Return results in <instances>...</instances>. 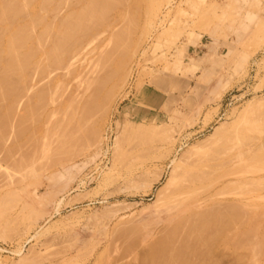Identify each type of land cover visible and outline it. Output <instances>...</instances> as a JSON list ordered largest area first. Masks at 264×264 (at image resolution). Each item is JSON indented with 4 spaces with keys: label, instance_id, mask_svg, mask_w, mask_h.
<instances>
[{
    "label": "rangeland",
    "instance_id": "374dc122",
    "mask_svg": "<svg viewBox=\"0 0 264 264\" xmlns=\"http://www.w3.org/2000/svg\"><path fill=\"white\" fill-rule=\"evenodd\" d=\"M59 1L62 5L60 8L58 3L59 14H53L57 10L56 2L44 10L47 21L52 18L51 22L56 21L57 25L75 8H82L87 0ZM68 1L74 3L68 5ZM124 1L121 2L124 7L117 4L114 13L108 16L109 25L106 22L99 25V29L95 28L91 35L93 38L89 35L77 51L65 58L60 69L59 66L54 68L55 65L48 67L46 54L40 55L39 61L43 56V63L40 61L37 67L43 68L41 64L46 62L44 67H48L49 72L45 71L48 77L42 74L45 80L41 79L38 84L42 75L37 73L39 68L32 67L34 69L29 75L33 76H28L29 82L26 80L27 84H23L27 90L25 94L32 93L16 98V103L19 102L17 107L15 102L11 104L15 103L14 107H10L11 99L0 101L3 109L9 106L12 112L15 110V114L9 111L11 116L20 115L21 120L30 113L26 112L29 106L34 111L33 103L41 101L42 97L36 101L33 93L39 90L43 93L44 89L46 95L40 103L44 104H39L41 108L37 105L41 115L35 111L39 119L38 116L34 119V114L31 116L36 123L33 124L31 118L32 122L28 123L27 116L23 117L26 123L21 121L28 125L22 126V130L25 127L22 134L21 129L14 130L19 123L22 125L21 122L15 124L18 118L10 116L14 120L9 121L14 135L8 123L5 125L8 131L3 132L7 133L6 137L1 136L6 143L2 140L3 148L0 149V264H146L148 256L152 254L150 257H153V252L158 249L163 252L162 243L164 240L167 242L173 225L179 224L178 221L168 224L176 217L168 213L159 199L172 189L169 181L175 164L183 162L182 159L195 151V147L196 151L210 149L219 144L215 145L217 141L224 140L225 143L233 142L230 144L232 150L228 144H224L228 149L223 147L227 152L231 150L229 157L225 151H220L228 157L224 158L227 162L231 160L226 168L237 169L233 170L237 179L235 188L234 184L232 187L234 191L230 190V193L237 188L236 191L242 193L220 196L222 202L218 206L226 205V208L229 205L230 208L229 199L232 198L234 206L237 204L239 208H235L236 214H240L239 220L247 221L239 224L235 232L227 233L232 239H227L228 248L221 245L210 255L207 253L204 263L264 264V250L261 252L264 248V235H261L264 234V167L256 169L260 163L264 166V157L256 155L255 164L251 165V158L258 154L254 151L261 152L264 146V0ZM41 13L45 14L43 10ZM60 14L61 17L66 16L65 19L58 17ZM52 23L54 27L50 29H55ZM41 30L43 27L38 25L35 33ZM45 37L49 39L42 40L43 49L49 48L53 38ZM116 38L123 39L120 43L124 46L119 44L115 47ZM41 46L39 43L34 47L41 50ZM38 74L37 81L35 76ZM101 78H107L104 84ZM48 79L52 80L51 83ZM19 93L21 96L22 91ZM25 98L30 99L27 102ZM24 99L26 102H22ZM22 103L26 105L21 106ZM23 110L25 115H21ZM236 132L242 134L241 137ZM228 136L232 139L227 140ZM242 151L247 152H244L245 160L239 158ZM240 159L242 163H238ZM246 166L259 173H252ZM238 176L243 178L239 180ZM247 179L252 180L246 184ZM253 181L257 183L254 185ZM255 186H259V190H254ZM248 187L254 191L249 192ZM249 198L250 201H246ZM191 220L185 221L184 218V223L190 225ZM246 223L250 228L256 223L259 225L250 229L248 225L245 227ZM244 228L250 229V233H243ZM172 230L177 231L174 227ZM181 230L179 228L178 231L184 232L183 237L171 232L175 239H169L163 252H168L169 256L166 254L167 257L164 255L162 259V254V257L155 258L157 261L161 258V262L166 258L167 261L160 264H173L170 263L172 253L177 255L179 246L189 253L191 245L195 253L187 255L192 253L191 257L196 262L194 256L198 254L200 243L186 240L184 236L189 230ZM253 230L256 236H253ZM242 233L245 237L251 235L250 242L249 238L241 237L244 236ZM237 235L243 238L237 239L247 241L239 240L247 247L237 243L239 241L234 238ZM252 236L254 241H251ZM231 243L238 244L235 250ZM249 246L253 250H248ZM256 247L259 251H254ZM153 248L158 249L153 251ZM182 248L179 251L183 253ZM200 250L203 251L202 248ZM182 253L178 252L179 256ZM187 255L184 253L185 257ZM255 256L258 257L257 262L254 261ZM143 257L148 258L143 260ZM156 260L151 261L158 264Z\"/></svg>",
    "mask_w": 264,
    "mask_h": 264
},
{
    "label": "bare ground",
    "instance_id": "6f19581e",
    "mask_svg": "<svg viewBox=\"0 0 264 264\" xmlns=\"http://www.w3.org/2000/svg\"><path fill=\"white\" fill-rule=\"evenodd\" d=\"M73 1H76V0H73ZM84 1V0H83ZM120 1V3H118ZM152 1H154V0H152ZM56 2V3H55ZM122 0H87V1H85V5H84V2H83V7L82 6H80V7H82V8H79V10H76L77 8H75V10H73L72 12H71V14H69L68 12H66V13H68L69 15V18H68V16L66 17V16H64V17H66V19L64 18V17H61L62 15L60 14V16H58V17H61V18H64L65 20H63L62 19V22H58V25H57V23H55V22H53L54 24H55V29H52L54 26L53 25H51V21H53L52 20V18L50 19V21H47V18H46V12L44 11L46 8L48 9L49 8V6H52V5H54V3H55V9H57L56 10V12L58 11L59 12V10H58V8L60 7H57L58 6V3L61 5V3H60V1L59 0H0V101L1 100H5V102L7 101V100H9V99H11L12 101H10V107L11 106H13L14 107V104L16 103V98H18V97H24L25 95H27V94H25V93H27V90H25L24 88H23V86L24 85H26L27 83H26V80L29 78L28 76H31V75H29V72H30V70L31 69H34V68H32V67H36V68H39V67H37V65L39 66L40 64H38L40 61L43 63V60H42V58H44L43 56L41 57V60L39 61V58H40V55H42V54H46V56H45V60L48 62V67H50V68H53L54 67V65H55V67L54 68H56V66H59V69H60V64L62 65V64H64L63 63V61L65 60V58H67L68 59V57H69V54L72 52L73 53V51L75 50V51H77V48L78 47H80V45H81V43L85 40V39H87L88 38V36L90 35H92L93 36V34L94 33H92L93 32V30L96 28V30H97V28L99 29V25H103V24H105L107 21H109L107 18H108V16L110 15V13L112 12V13H114L113 12V9L115 8V7H117L118 5L117 4H119V6L121 7L122 6ZM123 2L125 3V1L123 0ZM70 3H74V2H69L68 1V5H70ZM78 3V2H77ZM123 3V4H124ZM152 3V2H151ZM121 4V5H120ZM133 4V3H132ZM67 5V6H68ZM73 5H76V3L75 4H73ZM54 6H53V8H54ZM64 7H66V5L64 6ZM68 7H70V6H68ZM75 7V6H74ZM122 7H124V6H122ZM27 8H28V10H27ZM53 8L51 9V10H53ZM60 8H62V5H61V7ZM59 8V9H60ZM67 8V7H66ZM137 8V7H136ZM47 9H46V11H47ZM54 9V10H55ZM29 10H31V11H29ZM42 10H43V12L45 13V14H42L41 12H42ZM53 10V11H54ZM65 10V9H64ZM128 10V9H127ZM133 10V9H132ZM140 10V9H139ZM53 11H52V13H53ZM135 11H137L136 9H135ZM55 12V13H56ZM53 13L54 15H57V14H59V13ZM48 13H50V14H52L51 12H48ZM48 13H47V15H48ZM135 13V12H134ZM130 14V13H129ZM67 15V14H66ZM111 16H113V15H111ZM52 17H53V15H52ZM55 17V16H54ZM110 17V16H109ZM49 18V17H48ZM135 18V17H134ZM58 20H61L60 18L58 19ZM133 21V20H132ZM137 21V20H136ZM135 21V22H136ZM49 22H51V23H49ZM52 23V24H53ZM110 23V22H109ZM112 23V22H111ZM50 24V25H49ZM42 26L43 27V30H41L39 33H35V28H36V26ZM96 25H98V27L96 26ZM106 25H109L108 24V22H107V24ZM51 26H53L51 29H50V27ZM101 27H103V26H101ZM107 28H108V26H107ZM106 28V29H107ZM53 30V31H52ZM105 30V29H104ZM103 30V31H104ZM94 32H96V31H94ZM123 33V32H122ZM121 33V34H122ZM96 34V33H95ZM121 34H119V35H121ZM45 36H50V38L51 37H53V38H51V45H48V47L49 48H47V49H43L42 47L43 46H41V43L43 44V42H45V39H47L48 37H45ZM91 36V37H92ZM116 37H118L117 35H116ZM120 37V36H119ZM118 37V38H119ZM93 38V37H92ZM44 39V41L42 42V40ZM49 39V38H48ZM115 39V38H114ZM117 39V38H116ZM120 39V38H119ZM118 40V39H117ZM122 40L123 39H121V41L120 40H118L117 41V43H116V41H115V47H117L116 45H118L119 46V44H121L120 42H122ZM48 41H46V43H47ZM124 42V41H123ZM39 43H40V46H41V48L43 49H41L40 50V48H37V50H36V47H34L36 44H38L39 45ZM84 43V42H83ZM82 43V44H83ZM125 43V42H124ZM47 44H50L49 42L47 43ZM47 44L45 45V48H46V46H47ZM122 46H124V44L122 43L121 44ZM120 45V46H121ZM121 46V47H122ZM39 47V46H38ZM81 50V49H80ZM74 51V52H75ZM71 56V55H70ZM66 59V60H67ZM49 60H50V62H49ZM68 61V60H67ZM44 63V64H45ZM44 64H41L42 65V67L43 68H39L38 70L39 71H37V73L39 72V74H43V75H45V77L47 76V74H45V71H47L48 69V67H44ZM49 64H50V66H49ZM52 64V65H51ZM121 64H123V63H121ZM35 65V66H34ZM53 66V67H52ZM64 67H65V65H63ZM74 66V65H73ZM58 68V67H57ZM41 69H43V70H41ZM45 69V70H44ZM58 69V70H59ZM63 69V68H62ZM61 69V70H62ZM35 71V70H34ZM40 71H42V72H40ZM55 71V70H54ZM47 72H49V70L47 71ZM56 72H58V71H56ZM73 72V71H72ZM31 73H33V72H31ZM30 73V74H31ZM36 75L35 77H37V78H35V79H37V81H38V77H40V75ZM68 74V73H67ZM73 74V73H72ZM43 75L41 76V77H43ZM33 76V75H32ZM31 76V77H32ZM52 76H54V75H52ZM70 76V75H69ZM30 77V78H31ZM40 77V79H39V83L38 84H40V80L41 79H44L45 77H43V78H41ZM48 77V76H47ZM76 77V76H75ZM77 78V77H76ZM52 79V78H51ZM104 79L105 78H103V80H102V78L100 79V80H102L101 81V83L104 81ZM107 79V78H106ZM105 79V80H106ZM28 80H30V79H28ZM27 80V81H28ZM45 80V79H44ZM47 81H49V79L47 80ZM50 81H52V80H50ZM49 81V82H50ZM29 82V81H28ZM30 82H32V79H31V81ZM34 82V81H33ZM42 82H43V80H42ZM45 82V81H44ZM105 82V81H104ZM104 82H103V84H104ZM24 83H26V84H24ZM51 83V82H50ZM98 83H99V81H98ZM24 84V85H23ZM28 85H30V83L28 84ZM36 85V84H35ZM50 85V84H49ZM100 86H102V84H100ZM104 86V85H103ZM36 87V86H35ZM34 87V88H35ZM38 87V86H37ZM42 87V86H41ZM22 88V89H21ZM27 88H29L28 86H27ZM44 88V87H43ZM46 88H47V86H46ZM101 88V87H100ZM23 89H24V91H26V92H24L23 91ZM33 89V88H32ZM36 89V88H35ZM34 89V90H35ZM38 89H39V87H38ZM48 89V88H47ZM29 90V89H28ZM20 91H22V93H24V94H22L21 93V96H20ZM30 91H33V90H30ZM38 91V90H37ZM43 91V93L42 92H40V90L38 91V92H40L39 93V95L35 92V93H33L36 97H37V99H36V101L38 100V98H40V97H42L41 98V101H42V99H44V97L46 96L45 94H44V89L42 90ZM49 91V90H48ZM32 92H30V94H31ZM47 93V92H46ZM19 94V95H18ZM30 94H29V92H28V95L27 96H30ZM40 94H42V95H40ZM22 95H24V96H22ZM47 95H48V93H47ZM34 97V96H33ZM33 97H31V98H33ZM14 99V100H13ZM26 99V98H25ZM25 99H24V101H22V102H28V99H30V98H27L26 99V101H25ZM21 100H23V99H21ZM32 100V99H31ZM40 100V99H39ZM19 101V100H18ZM41 101H38V102H36V104H34L33 103V107H35V108H33L34 109V111L32 110H30V106H29V110L27 109L26 110V112L28 111V112H30L29 114H27V115H25V113H24V111L25 110H23V113H21V115H25V116H27V117H25V116H23V117H25V118H27L26 119V121L29 123H31L32 121H33V124L34 123H36V122H34V119H36L37 118V116L38 115H36V114H38V113H36V112H39V111H37V109L38 110H40V105H43V104H40L41 103ZM45 101V100H44ZM13 102H15L13 105H11ZM43 102V101H42ZM46 103V102H45ZM6 104V103H5ZM8 104V105H9ZM17 104H19V102L18 103H16V105H15V107H17L18 105ZM25 103H22L21 104V106L22 105H24ZM28 104V103H27ZM40 104V105H39ZM7 105V104H6ZM26 105V104H25ZM37 105H39V107L37 108ZM20 106V107H21ZM4 107V106H3ZM7 107V106H6ZM12 107V108H13ZM11 108V109H12ZM23 108H25V106L23 107ZM22 107H21V109H23ZM13 110V109H12ZM20 110V109H19ZM12 112L11 110H10V108H9V106H8V108H6V109H3L2 108V106H0V133H1V130H3V127H4V130L2 131V133L7 129H5V125L6 124H8L9 123V121H10V119H11V121L13 122L14 120H12V118L11 117H13L14 118V115L13 116H11V114L13 113V112H15V110H13V112L10 114V112ZM36 111V112H35ZM8 112H9V114H8ZM27 112V113H28ZM19 113V112H18ZM43 113V112H42ZM8 114V118H6V116L5 115H7ZM13 114H15V113H13ZM32 114H34V119L31 117V116H33ZM39 114H40V112H39ZM41 115V114H40ZM5 116V117H4ZM11 116V117H10ZM19 117H20V115H18ZM30 116V117H29ZM19 117H17V116H15V118L14 119H17L16 120V122H14L15 124L19 121V122H21V124L22 125H20V123L18 124L19 126H16L15 127V125H14V123H13V125H14V127H15V129L14 130H16V129H21V128H23L22 126H25V123H26V121H25V118H24V120H22L23 119V117H21V120L22 121H24V122H22L20 119H19ZM41 117V116H40ZM32 119V121H31V119ZM9 119V120H8ZM37 119H39V116H38V118ZM7 121L8 120V122H4V121ZM35 121H40V120H35ZM4 122V123H3ZM12 122H10L9 123V130H11L12 128H11V126H12ZM24 123V124H23ZM237 124V123H236ZM3 125V126H2ZM11 125V126H10ZM28 125V124H27ZM26 125V126H27ZM25 126V127H26ZM32 126V125H31ZM18 127V128H17ZM20 127V128H19ZM25 127H24V129L23 130H25ZM29 127V126H28ZM233 127V126H232ZM239 127V126H238ZM237 127V128H238ZM241 127V126H240ZM236 128V129H237ZM243 128V127H242ZM30 129V128H29ZM247 129V128H246ZM22 129H21V133L23 134L25 131H23ZM225 130V129H224ZM224 130H222V133H223V131ZM228 130V129H227ZM244 130V129H243ZM248 130V129H247ZM246 130V131H247ZM6 131H8V129L6 130ZM28 131V130H27ZM229 131V130H228ZM245 131V132H246ZM10 132H14V131H10ZM225 132V131H224ZM230 132V131H229ZM234 132H235V130H234ZM233 132V133H234ZM245 132H243V133H245ZM249 132V131H248ZM1 133V134H2ZM20 133V134H21ZM219 133V132H218ZM220 133H221V130H220ZM226 133V132H225ZM236 133H238L239 134V132H236ZM240 133H241V131H240ZM247 133V132H246ZM0 134V137L2 136V137H6L5 136V134H7V133H3V135H1ZM8 134H9V132H8ZM19 134V133H18ZM21 134V135H22ZM227 135H228V133H226ZM225 134V135H226ZM238 134H236V135H238ZM248 134V133H247ZM251 134V133H250ZM12 135H14V133L12 134ZM16 135V134H15ZM222 135V134H221ZM240 135V134H239ZM242 135V134H241ZM241 135L239 136V137H241ZM218 136H220V135H218ZM248 136V135H247ZM247 136H243V137H247ZM0 138L1 140H0V143H1V145H0V149L1 148H3V147H1V146H3V141L2 140H4V142L6 143V140L4 139V138ZM18 137H20V135L19 136H17V138ZM221 137V136H220ZM223 137V136H222ZM226 137V136H225ZM238 137V136H237ZM9 138V137H8ZM218 139H219V137H217ZM216 138V139H217ZM224 138V137H223ZM228 138V139H227ZM226 139L227 140H231L232 139V137H230L231 139H229V136L227 137ZM235 138V137H234ZM8 140V139H7ZM11 140V139H10ZM213 140H214V138H213ZM223 140V139H222ZM2 141V142H1ZM212 141V140H211ZM225 141V140H224ZM216 142L215 143V145L217 144V143H219L216 147L215 146H211V148L209 149V147H207L206 149H203V150H198V151H196V147L194 148L195 149V151L193 150V151H191L192 153H190L189 152V156L187 155V158L185 159H182V160H184L183 162L181 161V162H179V161H177V162H179V163H176L175 164V167H174V171H173V175H171V180L169 181L170 182V186H172V189L171 190H169V193H167V194H164L163 196H162V198H159L160 199V204L168 211V213H171L174 217H176V219L174 220V218L172 219L173 221H172V223H171V221H170V223H168V224H174V223H177V221L179 222V224L177 223V224H175L176 225V227H175V225H173V227H174V229H176L177 231L179 230V228H180V230H181V228H182V230L181 231H185V229H187V230H189L188 231V233L187 234H185L186 236H184V237H187V239L186 240H188V239H191V241L193 240V241H195V242H197L198 244L200 243V248L199 247H195V248H199V251H197V253L198 254H194L195 256L194 257H196L197 259H196V262L195 261H193V259H192V257H193V252H194V247H192L193 245H191V246H189V248L188 247H186V248H188L189 249V253L190 252H192L191 253V255H192V257H191V255H187V254H189V253H187L186 251H184V250H186V249H183L182 248V246H179L178 247V249L176 250L177 251V255H178V257H177V255L175 254V252L174 253H172L174 256H175V258L176 259H172V258H174L173 257V255L170 257L171 258V261L170 260H168V261H170V263L172 262L173 264H175L176 263V261H178V260H181V261H178L180 264H205L206 263V261H205V255H207V253H208V255H210L209 253L210 252H212L213 253V250L214 249H216L217 247H219V246H223L224 247V245H225V248L227 247H229V245H228V240L230 239V238H228V236H227V233L228 232H230V231H232V233L233 232H235L234 230H236L237 229V227L239 226V224H243L244 222H246L247 221V219H245V220H243L242 222H241V220H239L240 219V217H238V214L239 213H237L236 214V212H237V210L236 209H239V208H237L236 207V205L234 206V201H233V199L231 198V199H229V201H230V203H228V204H230L231 206H230V208L227 206L226 208H225V206H224V208H222L221 206L219 207L218 206V203L220 204L222 201H220L221 200V198H220V196H222V195H224L225 196V194L226 195H230L231 193V191L230 190H232V192L234 191L233 189H232V187H233V184L236 182L235 181V179H237L236 177H237V175H236V171L234 172L235 173V175H234V173H233V170H237L236 169V167H235V169H229V168H226V165H227V163L228 162H230L231 160L229 159V161L227 162V159L225 160L224 158H226L225 157V155H222V153L224 154V152H220L221 150H223V151H225V153H227L228 154V157H229V155H231V154H229V152H231V145L230 144H233V142L231 143L230 141V143H228V141H226L227 143H225V142ZM235 141V140H234ZM246 141H248V140H246ZM8 142H10V141H8ZM7 142V143H8ZM213 142V141H212ZM237 142V141H236ZM236 142H234V143H236ZM249 142V141H248ZM247 142V143H248ZM207 143V142H206ZM209 143V142H208ZM211 143V142H210ZM209 143V144H210ZM10 144V143H9ZM208 144V145H209ZM214 144V143H213ZM223 144V146H221V145ZM224 144H228V146H230V151L229 152H227L226 151V149H228V148H226V145H224ZM240 144V143H239ZM243 144V143H242ZM241 144V145H242ZM5 145V144H4ZM198 145V144H197ZM207 145V146H208ZM212 145V144H211ZM244 145V144H243ZM263 145V144H262ZM261 145V146H262ZM7 146V145H6ZM6 146H5V148H6ZM201 145H199L198 146V148L200 147ZM220 146L222 147V149L220 148ZM227 146V147H228ZM261 146H259V147H261ZM11 147V146H10ZM9 147V148H10ZM203 147H205L204 145H203ZM223 147H225V148H223ZM264 147V146H263ZM263 147H261L260 149H261V152H259L258 150L257 151H254V153H257L258 152V154H252V156L254 155L255 157H253V158H251V153H250V156H249V154H248V156L251 158V160H252V162H251V165H252V163H254L253 161H254V159L257 157L256 155H262V158L264 157L263 155H264V148ZM8 148V150H11V149H9ZM233 148V147H232ZM201 149H202V147H201ZM225 149V150H224ZM238 149V148H237ZM243 149H244V147H243ZM234 150V149H233ZM6 151H7V149H6ZM189 151V150H188ZM241 152V151H240ZM243 152V151H242ZM246 154H247V152L246 151H244ZM244 152H243V155H242V153L240 154L239 152V156H238V154L236 155V156H238L239 158H241V159H246V158H244L243 156H246V155H244ZM3 153H5V150L2 152V154ZM7 153V152H6ZM10 153V152H9ZM188 153V152H187ZM253 153V152H252ZM261 153V154H260ZM3 156V155H2ZM4 156H6V154H4ZM224 156V157H223ZM236 156H235V158H236ZM242 156V157H241ZM1 157V156H0ZM227 157V158H228ZM237 157V158H238ZM261 157V156H260ZM260 157H258V158H260ZM231 158V157H230ZM238 158V159H239ZM250 158H248V159H250ZM257 158V159H258ZM231 159H233L234 160V158H231ZM240 159V160H241ZM248 159H247V161H248ZM256 159V160H257ZM261 159V158H260ZM250 160V161H251ZM255 160V161H256ZM261 160H263V159H261ZM242 161L243 160H241V161H239L238 163H242ZM250 161H249V163H250ZM225 162H226V164H225ZM262 162V161H261ZM245 163V162H244ZM247 163V162H246ZM245 163V164H246ZM248 163V165L250 166V164ZM260 163V162H259ZM263 163H264V161H263ZM245 164H243V166L245 165ZM255 164V163H254ZM262 163H260V165H257L258 167L256 168V169H258L259 167L262 169L264 166H262L261 165ZM241 165V164H240ZM234 166V165H233ZM232 166V167H233ZM256 166V165H255ZM262 166V167H261ZM241 167V166H240ZM248 169H250V167H248V166H246ZM231 168V167H230ZM245 168V167H244ZM246 168V169H247ZM252 168H253V166H252ZM229 169V170H228ZM245 169V170H246ZM244 170V171H245ZM252 170H254V171H251V169H250V171L252 172V173H254L256 170H255V168L254 169H252ZM259 170V169H258ZM242 171V170H241ZM244 171H243V176H245L244 175ZM261 171V170H260ZM239 172V171H238ZM246 172V171H245ZM249 172V171H248ZM262 172V171H261ZM240 173V172H239ZM239 173H237V174H239ZM255 173H259V171L258 172H255ZM247 174V173H246ZM249 174H251V173H249ZM240 175V174H239ZM252 175V174H251ZM254 175V174H253ZM242 177V176H241ZM241 177L239 178V176H238V178H239V180L241 179ZM243 178V177H242ZM250 178V177H249ZM255 179V178H254ZM257 179V178H256ZM255 179V180H256ZM245 180H246V178H245ZM250 180V179H249ZM248 179H247V182H246V184L248 183V181H249ZM252 180V179H251ZM250 180V181H251ZM254 180V181H255ZM259 180H260V178H259ZM253 181V182H254ZM263 181V180H262ZM262 181H260V184L259 185H261L262 184ZM240 182V181H239ZM239 182H237V183H239ZM242 182V181H241ZM240 182V183H241ZM244 182V181H243ZM264 182V181H263ZM237 183H236V185H237ZM252 183V182H251ZM257 183V182H256ZM255 182L253 183L254 185L256 184ZM243 184V183H242ZM245 184V183H244ZM249 184H250V182H249ZM240 185V184H239ZM258 185V184H257ZM241 186V185H240ZM243 186V185H242ZM237 187H239V186H237ZM247 187V186H246ZM253 187V186H252ZM258 187L259 186H255V188H254V190L255 189H258ZM261 188H262V185L260 186ZM234 188H235V184H234ZM249 188V187H248ZM248 188H246V189H248ZM260 188V189H261ZM170 189V188H169ZM238 189V188H237ZM237 189H235V192L234 193H232L231 195H234L235 193V196H238V194H240V193H242L241 191L238 193L236 190ZM240 189V188H239ZM243 189L245 190V187H243ZM242 189V190H243ZM243 190V191H244ZM250 190H253L252 188H249V192H250ZM253 190V191H254ZM259 190V189H258ZM262 190V189H261ZM239 191V190H238ZM245 191H247V190H245ZM244 191V192H245ZM252 191V192H253ZM252 192L250 193L251 195H252ZM238 193V194H237ZM247 193V192H246ZM255 193V192H254ZM253 193V194H254ZM244 194V193H243ZM249 194V195H250ZM245 195V194H244ZM264 195V194H263ZM224 196H222V197H224ZM241 196V195H240ZM245 196H247V195H245ZM260 196H262V195H260ZM242 197H244L243 195H242ZM259 197V196H258ZM263 197V196H262ZM251 198H253V197H251ZM251 198H249L248 200L246 199V201H250V199ZM256 198V197H255ZM258 199V198H257ZM159 202V201H158ZM237 201H235V203H236ZM238 204H239V202H237ZM222 204H224V203H222ZM240 204H242V203H240ZM245 204V203H244ZM249 205V204H248ZM220 208H218V207ZM240 206V205H239ZM247 206V205H246ZM240 207H243V205L242 206H240ZM249 207V206H248ZM253 207V206H252ZM256 206H254V208H255ZM222 208V209H221ZM228 208V209H227ZM236 208V209H235ZM247 208V207H246ZM257 209V208H256ZM250 210V209H249ZM240 211V210H239ZM250 213V212H249ZM251 213H252V211H251ZM257 215V214H256ZM239 216H240V214H239ZM178 217V218H177ZM249 217L251 218V216L249 215ZM180 218V219H179ZM181 218H182V221H180L181 220ZM184 218H185V221H187V219L189 218V221H190V219H192L191 220V222H189L190 223V225L188 224V222H187V225H189V228H188V226L184 223L185 221H184ZM250 218H249V220H250ZM167 220V219H166ZM253 220H255V217H254V219ZM174 222V223H173ZM181 222L182 223H184V225L185 226H187V228H184V225L183 224H181ZM239 222V223H238ZM251 223H252V221H251ZM182 225V227H181V225ZM253 224H254V221H253ZM252 224V225H253ZM179 225V226H178ZM245 225V227H248L250 224H248V223H246V224H244ZM246 225H248V226H246ZM256 225H259V223H256L255 224V226ZM262 225V224H261ZM254 226V225H253ZM252 226V227H253ZM254 226V228H256ZM168 227V226H167ZM173 227H172V229H173ZM179 227V228H178ZM251 227V228H252ZM261 227V226H260ZM170 228V227H169ZM241 228V227H240ZM249 228H250V226H249ZM250 228V229H251ZM254 228H252V229H254ZM258 228V227H257ZM264 228V227H263ZM172 229H170L171 230V232H173V230ZM250 229H249V231H250ZM187 230H186V232H187ZM239 230V229H238ZM242 230V229H241ZM259 230V229H258ZM262 230V229H261ZM175 231V230H174ZM177 231H175V232H173L174 234L176 233V235H177V233H178V235H177V237H181L180 235H182L183 233L181 232H177ZM244 231H248V230H245V228H244V230H242V232L244 233ZM248 231V232H249ZM252 231V230H251ZM262 231H264V229L262 230ZM170 232V231H169ZM170 232V235L172 236V234L173 233H171ZM185 232V233H186ZM248 232H246V234H248ZM260 232V231H259ZM242 233V235H244ZM250 233V232H249ZM252 233H254L253 234V236L255 235L256 236V234H255V230H253V232ZM251 233V234H252ZM264 233V232H263ZM239 235L241 234V232L239 231V233H238ZM167 235V234H166ZM166 235H164V236H166ZM170 235H168V239H166L167 240V242L169 241V239L171 240L172 238H174L175 239V237L174 236H172L171 238H170ZM184 235V234H183ZM183 235H182V237H183ZM228 235H229V233H228ZM235 235H236V233H235ZM239 235H237V237L236 236H234V238H241V237H245V235L244 236H241V237H238ZM261 235H264V234H261ZM248 236V235H247ZM246 236V237H247ZM251 235H249V237H247V240H248V238H249V242H250V237ZM253 236H252V239H251V241H254L253 240ZM258 236V235H257ZM230 237H232V236H230ZM246 237H245V239H246ZM262 237V236H261ZM261 237H260V235H259V239H261ZM233 238V239H234ZM257 238V237H256ZM162 239H163V237H162ZM161 239V240H162ZM164 239H165V237H164ZM163 239V240H164ZM185 239V238H184ZM228 239V240H227ZM235 239V241H242L241 239H243V238H241V239H237L236 240ZM244 239V240H245ZM264 239V238H263ZM185 240V241H186ZM230 240H232V239H230ZM243 240V241H244ZM156 241V240H155ZM172 241V240H171ZM235 241L233 240V242L235 243ZM237 242V243H239V244H241V246H243L244 247V245L245 244H243L242 245V242ZM159 242H160V239H159ZM166 242V243H167ZM187 242V241H186ZM195 242H193V243H195ZM245 242V241H244ZM243 242V243H244ZM247 242V241H246ZM245 242V243H246ZM249 242L247 243V244H249ZM261 242V241H260ZM157 243V242H156ZM164 243V244H163ZM162 243V248L160 247V245L158 246V247H160V249H162L163 250V252H165V248L167 247H164L165 246V240H164V242ZM169 243V242H168ZM192 243V244H193ZM232 244L231 243V247H233L232 249H234L235 250V246H236V248H237V245L238 244ZM264 243V242H263ZM159 244V243H158ZM184 244H185V242H184ZM198 244H196L195 243V245H198ZM252 245H255V242H254V244H253V242L251 243ZM250 244V245H251ZM259 244H261V243H259ZM150 245H152V243L150 244ZM262 245V244H261ZM148 246V245H147ZM157 246V245H156ZM170 246V245H169ZM241 246L240 247H238V249L240 248L241 249ZM248 246V245H247ZM246 245H245V247H247ZM255 246H257V244L255 245ZM151 247V246H150ZM182 248L183 250V253L181 252V251H179V248ZM183 247H184V245H183ZM184 247V248H185ZM190 247H192V248H190ZM242 247V248H243ZM249 247H251L250 249H249ZM248 247V250H253V247L252 246H249ZM264 247V246H263ZM203 249V251L202 250H200V249ZM224 248V249H225ZM257 248V249H256ZM255 248V250L254 251H259V248L258 247H256ZM261 248V247H260ZM158 248H156V250H157ZM187 249V250H188ZM237 249V250H238ZM244 249V248H243ZM155 250V248H153V251H156ZM167 250L169 251V248H167ZM198 250V249H197ZM219 250H221L220 248H219ZM230 250V249H229ZM263 250H264V248H262V251L261 252H263ZM147 251V250H146ZM171 251V250H170ZM174 251V250H173ZM216 251V250H215ZM218 251V250H217ZM253 251V252H254ZM143 252H144V250H143ZM161 250H159L158 249V251L157 252H153V257H150L151 255H149L148 256V254H146L145 256H148L149 257V259H148V261L150 262L152 259H153V261L154 260H156V259H158V257H160L162 254H163V252H161ZM178 252L179 253H182L181 255L182 256H179L180 254H178ZM202 252H204V254L202 253ZM253 252H251V255H252V253ZM260 252V253H261ZM142 253V252H141ZM140 253V254H141ZM149 253V252H148ZM159 254V255H157V254ZM168 253V252H167ZM166 253V254H167ZM184 253L187 255L186 257L184 256ZM195 253V252H194ZM218 253V252H217ZM249 253H250V251H249ZM156 254V255H155ZM166 254H163V258L162 259H164V255L166 256ZM256 254H257V252H256ZM255 254V255H256ZM258 254H259V252H258ZM262 254V253H261ZM264 254V253H263ZM262 254V255H263ZM142 255V254H141ZM140 255V256H141ZM168 255V254H167ZM212 255V254H211ZM253 255H254V253H253ZM155 256V257H154ZM169 256V255H168ZM185 257L184 259L183 258H181V257ZM215 256H218V254L216 255L215 254ZM246 256V255H245ZM257 256H259V257H261L260 255H257ZM257 256H255V260H254V257H253V260L254 261H258V259L256 260V257ZM148 257H146V258H148ZM162 257V256H161ZM167 257V256H166ZM207 257V256H206ZM212 257H214V256H212ZM250 257V256H249ZM146 258H142L143 260H145ZM150 258H151V260H150ZM156 258V259H155ZM169 258V257H168ZM177 258H179V259H177ZM207 258H209V257H207ZM216 258V257H215ZM258 258V257H257ZM160 259L161 258H159V261H157L158 262V264H160V263H162V262H164L165 260H166V258H165V260L163 261L162 260V262L160 261ZM210 259H213V258H211L210 257ZM250 259V258H249ZM195 260V259H194ZM252 260V261H253ZM153 261H151V262H153ZM167 261V260H166ZM174 261V262H173ZM142 262V261H141ZM145 262V261H144ZM149 262H147L146 261V264L148 263L149 264ZM150 262V263H151ZM156 262V263H157ZM177 262V263H178ZM205 262V263H204ZM211 262V261H210ZM213 262V261H212ZM143 263V262H142ZM154 264H155V262H153ZM176 263V264H177ZM216 263V262H215ZM220 263V262H219ZM218 263V264H219ZM252 263V262H251ZM152 264V263H151Z\"/></svg>",
    "mask_w": 264,
    "mask_h": 264
}]
</instances>
